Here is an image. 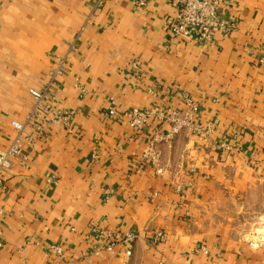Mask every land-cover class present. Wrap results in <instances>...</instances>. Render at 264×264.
I'll return each mask as SVG.
<instances>
[{"label": "crops", "instance_id": "1", "mask_svg": "<svg viewBox=\"0 0 264 264\" xmlns=\"http://www.w3.org/2000/svg\"><path fill=\"white\" fill-rule=\"evenodd\" d=\"M175 12L173 0H0V151L18 139L27 157L3 173L0 264H264V244L213 215L264 182V0H227L235 28L205 44L171 35ZM65 55L51 109L71 113L68 125L41 114L45 137L18 134L30 90ZM185 95L200 135L150 148L166 124L132 131L120 116L182 109ZM93 228L135 233L131 255L89 254Z\"/></svg>", "mask_w": 264, "mask_h": 264}, {"label": "built area", "instance_id": "2", "mask_svg": "<svg viewBox=\"0 0 264 264\" xmlns=\"http://www.w3.org/2000/svg\"><path fill=\"white\" fill-rule=\"evenodd\" d=\"M131 1L138 8H144L149 0ZM173 2L176 6V12L168 20L167 27L174 37L193 38L198 44H205L210 42L216 33H221L223 36H226L235 28V23H227L221 17L222 8L226 5L227 0H173ZM56 63V67L50 72L49 78L43 87L41 89L30 90L33 103L25 123H11L18 134L22 133L26 126H31L40 137H45L47 125H39L35 121V118L40 117L41 114L50 117L48 119L50 124L68 125L71 113L66 111H53L51 109V103L55 99L53 90L55 78L67 69V55L58 58ZM133 69L136 70L137 66L133 65ZM182 100V109L167 108L159 110L155 108H134L124 111L120 116L132 131H137L147 126L152 120L166 124L167 130L160 133L156 132L153 135L150 140V148L158 142L170 143L182 133L191 135L202 134L205 132L204 128L198 126L194 120V115L198 109L197 104L186 95ZM109 115L116 118L113 108H109ZM208 130L210 131V129ZM15 159H19L22 165H26L27 157L22 153V147L18 139L6 150L0 151V194L3 185V173L11 168ZM157 173H161V169L158 168ZM46 182L55 183V179L48 177ZM91 233L100 239L101 242L91 247L89 254L92 255H98L102 251H111L117 245H124L127 248L125 255L130 256L131 251L129 246L137 238V235L133 232L125 234L114 232L110 234L103 230L93 228L91 229ZM161 238V233H157L153 240L155 242ZM48 251L58 259H62L64 256L62 247L58 245L49 246Z\"/></svg>", "mask_w": 264, "mask_h": 264}, {"label": "rangeland", "instance_id": "3", "mask_svg": "<svg viewBox=\"0 0 264 264\" xmlns=\"http://www.w3.org/2000/svg\"><path fill=\"white\" fill-rule=\"evenodd\" d=\"M213 215L228 222L237 235L264 244V182L244 196L223 199Z\"/></svg>", "mask_w": 264, "mask_h": 264}, {"label": "bare ground", "instance_id": "4", "mask_svg": "<svg viewBox=\"0 0 264 264\" xmlns=\"http://www.w3.org/2000/svg\"><path fill=\"white\" fill-rule=\"evenodd\" d=\"M262 240H264V239H262Z\"/></svg>", "mask_w": 264, "mask_h": 264}]
</instances>
